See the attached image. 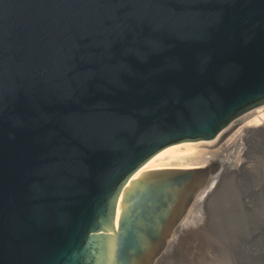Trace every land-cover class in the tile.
Listing matches in <instances>:
<instances>
[{
	"label": "water",
	"instance_id": "water-1",
	"mask_svg": "<svg viewBox=\"0 0 264 264\" xmlns=\"http://www.w3.org/2000/svg\"><path fill=\"white\" fill-rule=\"evenodd\" d=\"M262 106L264 0H0V264H155Z\"/></svg>",
	"mask_w": 264,
	"mask_h": 264
},
{
	"label": "rangeland",
	"instance_id": "rangeland-1",
	"mask_svg": "<svg viewBox=\"0 0 264 264\" xmlns=\"http://www.w3.org/2000/svg\"><path fill=\"white\" fill-rule=\"evenodd\" d=\"M259 108H257V109H259ZM235 141H236V139L232 142V146L229 145V147H228V145L226 144L228 148L231 147V149L229 151H231L232 149H234L236 147ZM246 143H245L246 144L245 145L246 146L245 153H241L238 156L239 159H241V162H244L245 165H243L242 167H240L238 169L237 168L234 169L232 167L233 168L232 172L230 170H228L226 172V168H225V166H223L222 167L223 169L221 168L222 170H219L218 173L216 175H214V177L211 178V180H224V181L227 180L229 182V183L227 181L223 182L225 184H223L220 189L218 187L217 190H219V191L215 192V196L213 197V202H215V205L219 210L215 211L216 214L213 213V215L210 216V219L212 217H214L213 219L210 220V223H209L211 225V230H210V225L207 227L208 229L205 228L203 231L206 230L207 232L202 231V236L200 235L201 239H200V236L195 234L196 232H194V233H192L191 231L190 232H184L185 234L183 233L184 234L183 236L181 235L177 238L178 240H177L176 244L173 245V247H170L169 245H167V247H166L167 249L165 248L166 251L164 250L163 254H161V255H164L166 252H170V255H171V257H170V255H168L169 258H167L163 264H190V263L191 264H199V263L200 264H240V262H241V264H246V263L247 264H261V263L264 264V260H263L264 259V255H263V253H264V249H263L264 248V239L261 238V237H264V235H262V234H264V198L260 199L261 201L257 200V203L256 202L252 203V196H255L257 194L258 195H264V192L259 191V190L263 189L264 187H260L258 189H255V186L264 182V131H261L260 133H256V135L252 136V138H250L249 141L247 140ZM232 147H234V148H232ZM205 154H208V153H202L201 155L205 156ZM213 155L217 158L218 156H220V152H218L217 154L213 153ZM236 161H238V160H236ZM234 164H235V161H234ZM224 168H225V170H224ZM227 168H228V166H227ZM220 171H222V172L220 173ZM245 180H247V181H245ZM240 181H242V182H240ZM253 185H254V187H253ZM259 203H261V204H259ZM247 204H248V206H247ZM249 205L252 207L248 208V207H250ZM230 208H231V211L229 210ZM247 210H248V212H247ZM242 211L243 212L246 211V212L243 213ZM257 212H259V213H257ZM249 213H250V215H249ZM252 213H254V214H252ZM200 214L202 217L201 221H203L204 224L207 223L206 221H208V219H209L208 215L204 214V212H200ZM232 214H234V215H232ZM244 214H246V215L244 216ZM256 214L257 215L259 214L260 218ZM233 216H235L236 218ZM243 216L245 218H247V219H244L246 222L243 220V218H244ZM254 217H255V219L253 222L255 224L254 223L250 224ZM214 219L216 220L217 224H219L218 226H217V224L215 225L217 227H215L213 225V224H215V222L213 223ZM247 223H248V225H247ZM247 227L251 228V229H248ZM218 228H220L222 230V233H221V230ZM255 228H257L258 230L257 229L255 230ZM212 230L215 232H213ZM237 230L240 232H236ZM260 231H261V233H260ZM176 232H177V230L175 229V232L173 233V235H175V234L177 235ZM188 233H191V234H188ZM207 233H209V235H211V236L207 235ZM244 234H246V235L244 236ZM190 235L191 236L193 235V236L191 237ZM194 235H196V236H194ZM206 235H207V237H206ZM208 236L211 240H209ZM249 236H250V238H249ZM258 237H260L263 240L260 241L261 239ZM247 238H249V239L247 240ZM257 238H258V240H257ZM188 239L190 240V242H193L196 239L193 243L194 244L193 246H191L190 242L188 243V241H189ZM238 239H240V240H238ZM212 243H213V245H212ZM178 244H180V245L178 246ZM187 244H189V246H187ZM199 244H200V246H199ZM201 244H203L206 247L208 246L207 247L208 250L206 247H203ZM240 244H241V247L239 246ZM260 244H263V245H261L262 247L260 246ZM243 245H245V246L242 247ZM176 246H178V247H176ZM181 246H182V248H181ZM186 246H187V248H186ZM188 247L191 249H189ZM232 247H234V249H232ZM236 247H237V249H236ZM245 247H247V248L245 249ZM173 248H175V249H173ZM183 248H185V251L186 250L187 251L185 252ZM168 249H169V251H168ZM177 249H180V250H177ZM202 249H204L203 251L207 250L209 252V254L207 255L204 252L202 253L201 252ZM238 249H240V250H238ZM256 249L258 250V253H257ZM173 250L177 251V253L179 251V253L177 254L175 251L173 252ZM249 250H251L252 252ZM242 252H243V254H241ZM246 252L247 253L250 252V253L247 254ZM204 254H205V256H203ZM235 254H237V255H235ZM252 254H254V255H252ZM161 255H160V258L162 257ZM198 256H200V257H198ZM251 256H253V257H251ZM160 258H158V259H160ZM237 258H238V260H237ZM250 260L254 261V263L253 262L249 263ZM255 260H257V261H255ZM158 261H160V260H158ZM158 261L156 264L159 263Z\"/></svg>",
	"mask_w": 264,
	"mask_h": 264
},
{
	"label": "bare ground",
	"instance_id": "bare-ground-1",
	"mask_svg": "<svg viewBox=\"0 0 264 264\" xmlns=\"http://www.w3.org/2000/svg\"><path fill=\"white\" fill-rule=\"evenodd\" d=\"M261 131H264V106L260 107L259 109H256L246 115H244L242 118H240V120H238L232 127H230L229 129H227L226 131H224L222 134H220V136H218L217 138H215L214 140H209V141H202V142H195V143H188V144H181V145H174V146H170L166 149H164L163 151H161L160 153H158L157 155H155L137 174L136 176L144 169L146 168H159V167H191L192 165H200V166H206V165H211V163L215 162V161H221L222 162V167L225 166L226 168V172L228 170H230L232 172V169H238L240 167H242L244 164V162H241V159H239V155L241 153H245L246 151V141L250 138H252V136L256 135V133H260ZM249 138V139H248ZM236 139V147H232L234 149H232L231 151H229L231 149L228 148L229 145L232 146V142ZM231 143V144H230ZM246 143V144H245ZM228 147H227V145ZM220 152V156H218L217 158L213 155V153H218ZM222 152V153H221ZM202 153H208L205 154V156H202ZM219 155V154H218ZM238 160V161H236ZM235 161V164H234ZM241 162V163H240ZM241 165V166H240ZM228 166V168H227ZM220 167V170H222L223 168ZM233 167V168H232ZM222 168V169H221ZM224 168V170H225ZM241 170V169H240ZM239 171V170H238ZM222 171H220L221 173ZM240 172V171H239ZM218 173V172H217ZM229 173V172H228ZM214 177V176H213ZM227 181V180H225ZM224 180H209L207 183L206 181H204V185L201 186L194 199L192 204L190 205L189 210L187 211V213L185 214V216L182 218V220L178 223V225L176 226V230H177V235H173L172 238L169 239L168 244L170 247H173V245L176 244L177 242V238L179 236H183L185 233L184 232H196L195 234H197L198 236H202V231L207 228L210 224V220L213 219L214 217H212L210 219V216L213 215V213H215V211H218L219 209L216 207L215 202H213V197L215 196V192H218L219 189L222 187L223 182H225ZM230 181V180H229ZM247 181V180H245ZM228 182V181H227ZM226 182V183H227ZM242 182V181H240ZM206 183V184H205ZM229 183V182H228ZM227 186V185H226ZM244 186V185H243ZM248 187V186H247ZM254 187V185H253ZM260 187H264V182L260 183L259 185L255 186V189H258ZM261 192H264V188L259 190ZM261 196V197H260ZM264 198V195H255L252 196V203L256 202L257 200H260ZM261 201V200H260ZM261 204V203H259ZM251 205V204H250ZM249 205V206H250ZM256 205V204H255ZM258 205V204H257ZM248 206V204H247ZM240 207V206H239ZM252 206L248 207L251 208ZM245 208V207H244ZM247 208V207H246ZM261 208V207H260ZM205 210V211H204ZM231 211V208L229 209ZM228 210V211H229ZM258 210V209H257ZM229 211V212H230ZM200 212H204V214L208 215L209 219L208 221H206L207 223L204 224L203 221H201L202 217ZM243 212V211H242ZM246 212V211H245ZM243 212V213H245ZM248 212V210H247ZM250 212V211H249ZM259 213V212H257ZM216 214V213H215ZM229 214V213H228ZM254 214V213H252ZM231 215V214H230ZM229 215V216H230ZM234 215V214H232ZM241 215V214H240ZM243 215V214H242ZM246 214H244L245 216ZM250 215V213H249ZM257 215V214H256ZM243 216V217H244ZM248 216V215H247ZM259 217V214L257 215ZM261 216V215H260ZM235 217V216H233ZM238 217V216H237ZM249 217V216H248ZM236 218V217H235ZM242 218V217H241ZM260 218V217H259ZM217 219V218H216ZM247 219V218H243ZM255 217L253 218V220L251 221L250 224L254 223ZM240 220V219H239ZM242 220V219H241ZM245 221V220H244ZM256 221V220H255ZM215 222V224H213L214 226L217 224L216 220H213V223ZM243 222V221H242ZM246 222V221H245ZM257 222V221H256ZM255 224V223H254ZM219 224H217L218 226ZM248 225V223H247ZM257 225V224H256ZM263 225V224H262ZM215 226V227H217ZM261 226V225H260ZM249 227V226H248ZM247 227V228H248ZM262 227V226H261ZM253 228V227H252ZM258 228V227H257ZM255 228V230L257 229ZM208 229V228H207ZM220 229V228H218ZM251 229V228H248ZM259 229V228H258ZM257 229V230H258ZM261 229V228H260ZM210 230H211V225H210ZM221 230V229H220ZM219 230V231H220ZM263 230V229H262ZM206 231V230H205ZM203 231V232H205ZM213 231V230H212ZM207 232V231H206ZM209 232V231H208ZM215 232V231H213ZM236 232H240V231H236ZM246 232V231H245ZM184 233V234H183ZM222 233V230H221ZM243 233V232H242ZM261 233V231H260ZM191 234V233H188ZM217 234V233H216ZM207 235H209V233H207ZM206 235V237H207ZM219 235V234H218ZM246 234H244L245 236ZM264 235V234H262ZM191 236V235H190ZM193 236V235H192ZM191 236V237H192ZM196 236V235H194ZM197 236V237H198ZM200 236V239H201ZM211 236V235H209ZM208 236V238H209ZM224 236V235H223ZM240 236V235H239ZM196 237V238H197ZM205 237V236H204ZM203 237V238H204ZM218 237V236H217ZM252 237V236H251ZM207 238V239H208ZM245 238V237H244ZM250 238V236H249ZM247 238V240L249 239ZM260 238V237H258ZM257 238V240H258ZM264 239V237H261ZM260 238V239H261ZM256 239V238H255ZM263 239H261L260 241H262ZM189 240V239H188ZM193 240V239H192ZM191 240V241H192ZM196 240V239H195ZM194 240V241H195ZM209 240H211L209 238ZM237 240V239H236ZM240 240V239H238ZM193 242H190V240L188 241V243L190 242L191 246H193L194 244ZM201 241V240H200ZM204 241V240H203ZM253 241V240H252ZM251 241V242H252ZM239 242V241H238ZM256 242V241H255ZM225 243V242H224ZM171 244V245H170ZM223 244V243H222ZM226 244V243H225ZM180 244H178L179 246ZM203 247V244H201ZM213 245V243H212ZM237 245V244H236ZM263 244H260V246ZM176 246V247H178ZM183 246V245H182ZM181 246V248H182ZM185 246V245H184ZM187 246H189V244H187ZM186 246V248H187ZM198 246V245H197ZM200 246V244H199ZM211 246V245H210ZM229 246V245H228ZM241 247V244L239 245ZM245 245H243L242 247H244ZM175 247V248H176ZM208 247V246H207ZM206 247V248H207ZM235 247V246H234ZM234 247H232V249H234ZM250 247V246H249ZM262 247V246H261ZM173 248V249H175ZM189 248V247H188ZM247 247H245L246 249ZM167 249V248H166ZM185 251V248H183ZM191 249V248H189ZM210 249V248H209ZM237 249V247H236ZM244 249V248H243ZM244 249V250H245ZM264 249V248H263ZM180 250V249H177ZM204 249H202V253L204 252L205 254H209V252L207 251H203ZM240 250V249H238ZM257 250V249H256ZM262 250V249H261ZM166 251V250H165ZM169 251V249H168ZM175 250H173L174 252ZM187 251V250H186ZM185 251V252H186ZM242 251V250H241ZM247 251V250H246ZM251 251V250H249ZM263 251V250H262ZM177 253V251H175ZM181 252V251H180ZM183 252V251H182ZM194 252V251H193ZM200 252V253H201ZM239 252V251H238ZM252 252V251H251ZM256 252V251H255ZM175 253V254H176ZM179 253V251H178ZM177 253V254H178ZM189 253V252H188ZM195 253V252H194ZM197 253V252H196ZM247 253V252H246ZM245 253V254H246ZM250 253V252H248ZM247 253V254H248ZM258 253V250H257ZM163 254V252H162ZM172 254V253H171ZM174 254V255H175ZM181 254V253H180ZM198 254V253H197ZM205 254L203 256H205ZM243 254V252L241 253ZM170 252H166L164 255H161L162 257L159 258L158 264H163L165 262V260L167 258H169ZM173 255V254H172ZM237 255V254H235ZM254 255V254H252ZM264 255V253H263ZM179 256V255H178ZM190 256V255H189ZM171 257V255H170ZM200 257V256H198ZM237 257V256H236ZM253 257V256H251ZM257 257V256H256ZM197 258V257H196ZM198 259V258H197ZM244 259V258H243ZM238 260V258H237ZM246 260V259H245ZM264 260V259H263ZM157 261L155 262V264L157 263ZM240 261V260H239ZM257 261V260H255ZM188 262V261H187ZM248 262V261H247ZM254 263V261H251L249 263ZM244 263V262H243ZM191 264V263H190ZM200 264V263H199ZM241 264V262H240ZM247 264V263H246ZM262 264V263H261Z\"/></svg>",
	"mask_w": 264,
	"mask_h": 264
}]
</instances>
